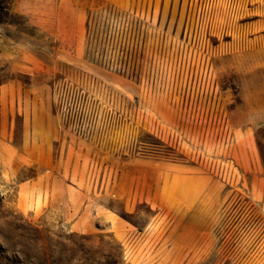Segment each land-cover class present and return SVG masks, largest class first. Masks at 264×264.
Returning a JSON list of instances; mask_svg holds the SVG:
<instances>
[{"label": "rangeland", "instance_id": "1", "mask_svg": "<svg viewBox=\"0 0 264 264\" xmlns=\"http://www.w3.org/2000/svg\"><path fill=\"white\" fill-rule=\"evenodd\" d=\"M0 264H264V0H0Z\"/></svg>", "mask_w": 264, "mask_h": 264}, {"label": "bare ground", "instance_id": "2", "mask_svg": "<svg viewBox=\"0 0 264 264\" xmlns=\"http://www.w3.org/2000/svg\"><path fill=\"white\" fill-rule=\"evenodd\" d=\"M220 37V36H219Z\"/></svg>", "mask_w": 264, "mask_h": 264}]
</instances>
